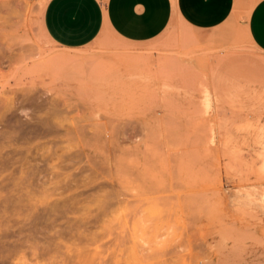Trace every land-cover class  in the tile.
<instances>
[{
    "label": "rangeland",
    "instance_id": "374dc122",
    "mask_svg": "<svg viewBox=\"0 0 264 264\" xmlns=\"http://www.w3.org/2000/svg\"><path fill=\"white\" fill-rule=\"evenodd\" d=\"M46 1L0 0V264H264L256 0L77 48Z\"/></svg>",
    "mask_w": 264,
    "mask_h": 264
},
{
    "label": "crops",
    "instance_id": "0c3cea01",
    "mask_svg": "<svg viewBox=\"0 0 264 264\" xmlns=\"http://www.w3.org/2000/svg\"><path fill=\"white\" fill-rule=\"evenodd\" d=\"M222 1L47 0L42 21L47 35L68 48L91 43L104 29L145 42L160 36L177 19L191 26L198 24L201 30L219 13ZM204 15V22L197 23ZM249 15L246 25L255 44L264 50V0H256Z\"/></svg>",
    "mask_w": 264,
    "mask_h": 264
},
{
    "label": "bare ground",
    "instance_id": "6f19581e",
    "mask_svg": "<svg viewBox=\"0 0 264 264\" xmlns=\"http://www.w3.org/2000/svg\"><path fill=\"white\" fill-rule=\"evenodd\" d=\"M3 64H4V61L3 60H0V67L1 66H3ZM2 68V67H1ZM7 99V98H6ZM11 100V99H10ZM6 101H8V100H6ZM12 102V101H11ZM0 103L1 104H5L6 102H5V100L3 99V101L1 100L0 101ZM11 105V103L9 104V106ZM5 107H6V104H5ZM11 107V106H10ZM8 109H9V107H8ZM12 109V108H11ZM11 109H9V110H11ZM17 110V109H16ZM7 110H5V112L3 113V114H5V113H7L6 112ZM48 111V110H47ZM3 117H4V115H3ZM45 120V119H44ZM99 125V124H98ZM97 137V136H96ZM18 140V139H17ZM10 141H11V139H10Z\"/></svg>",
    "mask_w": 264,
    "mask_h": 264
}]
</instances>
